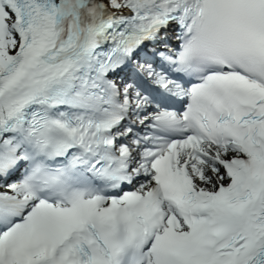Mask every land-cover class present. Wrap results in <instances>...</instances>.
<instances>
[{
  "label": "snow or ice",
  "instance_id": "6c2138e0",
  "mask_svg": "<svg viewBox=\"0 0 264 264\" xmlns=\"http://www.w3.org/2000/svg\"><path fill=\"white\" fill-rule=\"evenodd\" d=\"M0 264H264V0H0Z\"/></svg>",
  "mask_w": 264,
  "mask_h": 264
}]
</instances>
